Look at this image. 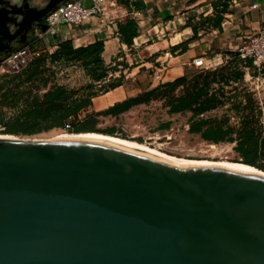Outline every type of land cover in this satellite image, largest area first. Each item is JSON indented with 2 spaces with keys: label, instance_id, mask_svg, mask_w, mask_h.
Wrapping results in <instances>:
<instances>
[{
  "label": "water",
  "instance_id": "1",
  "mask_svg": "<svg viewBox=\"0 0 264 264\" xmlns=\"http://www.w3.org/2000/svg\"><path fill=\"white\" fill-rule=\"evenodd\" d=\"M61 1L2 9L0 55ZM0 264H264V175L0 136Z\"/></svg>",
  "mask_w": 264,
  "mask_h": 264
},
{
  "label": "trees",
  "instance_id": "2",
  "mask_svg": "<svg viewBox=\"0 0 264 264\" xmlns=\"http://www.w3.org/2000/svg\"><path fill=\"white\" fill-rule=\"evenodd\" d=\"M117 4L131 10L133 0H115ZM225 5L221 11L224 12ZM221 16L217 18L219 24ZM136 22L127 17L119 24V32L125 43L130 44L136 34ZM102 42L95 41L82 47H74L70 39L62 41L52 52L40 54L32 59L18 72L0 73V124L3 134L30 136L53 128L64 127L70 116L78 113L92 104V98L98 93L84 90L82 93L70 91L66 87L50 83L46 61L82 60L102 66L99 53ZM241 67H248L252 75H256V68L251 60H240L234 55L225 64L214 69L187 68L184 75L172 82L163 83L156 90L128 97L122 101L87 115L80 122H73L68 131L104 132L112 135L114 128L101 130L95 128L96 115L118 116L132 107L149 102L153 98H163L170 112L190 111L188 131L212 144L235 142V150L240 162L264 172V113L256 104L249 92L231 96L226 95V86L237 89L233 83L243 79L244 71ZM264 72V67L261 68ZM108 76L106 70H100L94 75L95 81L104 80ZM103 85L102 93L110 91L123 84L124 75ZM179 86H185L184 92L175 95ZM91 87V86H88ZM230 103L234 114L224 112L211 115L210 112ZM236 118V123L232 118ZM162 124L161 127L168 126Z\"/></svg>",
  "mask_w": 264,
  "mask_h": 264
},
{
  "label": "crops",
  "instance_id": "3",
  "mask_svg": "<svg viewBox=\"0 0 264 264\" xmlns=\"http://www.w3.org/2000/svg\"><path fill=\"white\" fill-rule=\"evenodd\" d=\"M48 2L0 0V11L23 10L25 3L41 9ZM91 2L84 0L86 5ZM133 2L129 11L115 0H110L108 14L113 20L112 24L94 16L82 24H62L54 32L45 33V18L43 24L32 22L12 40L11 46L18 49L28 45L39 50V45H42L46 52L52 53L67 39L71 40L74 47L102 42L99 53L101 64L123 70L125 79L122 85L92 98L88 108L99 111L181 78L185 69L195 66L194 60L201 59L202 65L199 68L205 69L225 64L237 55L236 50L245 36L264 28V0ZM223 4L226 7L224 12L221 11ZM8 16L21 21L23 14L9 13ZM220 16L221 21L217 24L216 20ZM127 17H132L136 22V34L130 44L125 43L121 35L114 33L115 28L119 30V24ZM10 29L14 31L15 27L11 26ZM39 33L42 35L38 36ZM244 69V76H251L249 68ZM86 109L83 111H89Z\"/></svg>",
  "mask_w": 264,
  "mask_h": 264
},
{
  "label": "rangeland",
  "instance_id": "4",
  "mask_svg": "<svg viewBox=\"0 0 264 264\" xmlns=\"http://www.w3.org/2000/svg\"><path fill=\"white\" fill-rule=\"evenodd\" d=\"M38 48L40 54L46 53L42 45H39ZM7 55L6 52L0 55V73L3 59ZM46 67L48 69L45 74L48 76L50 83L62 85L68 90L78 93H82L87 89L101 95L103 85L121 78V75H125L123 70L119 71L112 66H96L95 63H85L82 60H47ZM192 68L199 67L193 66ZM100 70L107 71L108 76L104 79L105 82L103 80L95 81L94 79V75L98 74ZM242 70L245 74L246 70L244 68ZM249 71L251 76H243L242 80L237 81L236 84L233 83L237 86V89H233L231 86L225 87L226 95L240 94L239 96L242 97L244 92H249L264 113V72L255 69L254 71L257 74L252 75L250 69ZM260 72L261 74H259ZM184 88L185 86L177 87L174 94H182ZM86 110L89 111L82 110L77 116H74L73 122H80L87 115L101 111H94L89 108ZM224 112L234 114V109L230 107V103L227 102L224 106L211 111L210 114L220 115ZM190 115V111L170 112L163 98H153L149 102L136 105L118 116L96 115L94 120L95 128L101 130L114 128V133L111 136L142 144L146 148L153 149L166 157L206 165L243 164L240 162V157L234 148L235 142L212 144L202 140L198 134L189 132L187 122ZM231 120L236 123L235 117ZM165 123H169V125L161 127ZM2 129L3 126L0 124V136L22 137V135L3 134ZM92 133L110 135L104 132ZM66 134H73V132L65 130L64 127H59L24 137L53 139L65 137Z\"/></svg>",
  "mask_w": 264,
  "mask_h": 264
},
{
  "label": "built area",
  "instance_id": "5",
  "mask_svg": "<svg viewBox=\"0 0 264 264\" xmlns=\"http://www.w3.org/2000/svg\"><path fill=\"white\" fill-rule=\"evenodd\" d=\"M91 1L89 5L84 4V0H64L60 2L56 8L49 11L45 16V33L54 32L62 24H82L90 21L94 16L100 18L103 22L112 24L113 20L108 14L110 0ZM114 33L120 36L117 28H115ZM41 35L42 33L38 34V36ZM236 51L240 60L244 62L251 60L255 68L261 69L264 66V28L245 36ZM38 56H40V50L28 45L20 47L4 57L1 65V73L18 72ZM193 63L196 67H200L202 60L197 59ZM73 121L74 117L70 116L64 125V129L68 130Z\"/></svg>",
  "mask_w": 264,
  "mask_h": 264
},
{
  "label": "bare ground",
  "instance_id": "6",
  "mask_svg": "<svg viewBox=\"0 0 264 264\" xmlns=\"http://www.w3.org/2000/svg\"><path fill=\"white\" fill-rule=\"evenodd\" d=\"M62 138H75V139H85V140H92L96 142H101V143H106L112 146H116L125 150H129L135 153L151 156V157H156L162 160H166L169 162L181 164L184 166H200V165H206V164H199L195 162H185L182 160L174 159L172 157H166L161 153H158L157 151L153 149L146 148L142 144H138L136 142H128L121 140L119 138H115L111 135H102V134H96L92 132H80V133H73V134H66L65 137ZM211 166H217L221 168H228V169H233V170H240V171H246V172H254V173H259L264 175V172L253 168L251 166L245 165V164H237V163H232L229 165H213L209 164Z\"/></svg>",
  "mask_w": 264,
  "mask_h": 264
}]
</instances>
